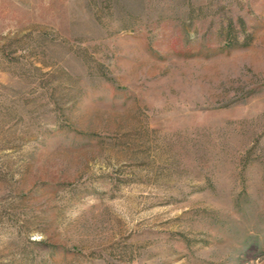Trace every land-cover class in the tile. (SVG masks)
Wrapping results in <instances>:
<instances>
[{
  "label": "rangeland",
  "instance_id": "obj_1",
  "mask_svg": "<svg viewBox=\"0 0 264 264\" xmlns=\"http://www.w3.org/2000/svg\"><path fill=\"white\" fill-rule=\"evenodd\" d=\"M0 264H264V0H0Z\"/></svg>",
  "mask_w": 264,
  "mask_h": 264
},
{
  "label": "trees",
  "instance_id": "obj_2",
  "mask_svg": "<svg viewBox=\"0 0 264 264\" xmlns=\"http://www.w3.org/2000/svg\"><path fill=\"white\" fill-rule=\"evenodd\" d=\"M190 11H191V10H190ZM190 11H188L187 13L190 14V13H191Z\"/></svg>",
  "mask_w": 264,
  "mask_h": 264
}]
</instances>
